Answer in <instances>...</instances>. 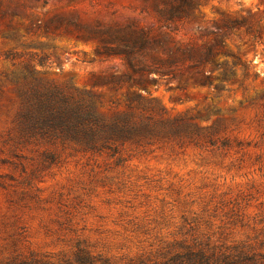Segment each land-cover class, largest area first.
<instances>
[{"label":"rangeland","instance_id":"374dc122","mask_svg":"<svg viewBox=\"0 0 264 264\" xmlns=\"http://www.w3.org/2000/svg\"><path fill=\"white\" fill-rule=\"evenodd\" d=\"M193 1L0 0V264L264 257V0ZM53 90L153 135L89 149L30 114Z\"/></svg>","mask_w":264,"mask_h":264},{"label":"trees","instance_id":"16d2710c","mask_svg":"<svg viewBox=\"0 0 264 264\" xmlns=\"http://www.w3.org/2000/svg\"><path fill=\"white\" fill-rule=\"evenodd\" d=\"M182 4L184 5L185 12L170 8L167 11L168 21L171 22L172 19H175V15L180 13L186 19L190 15V9L193 10L195 7L193 0H182ZM124 41L129 49L124 54L126 60L133 55V52L139 50L144 45V42L137 38L126 39ZM210 56L213 57V54ZM206 61L204 60L201 66H194L191 70L193 72L199 71L205 65ZM177 63L178 60L176 58L171 57L167 60L168 76L174 75L171 66ZM127 79L131 81V85L133 84L140 88L138 93H133V97L128 96L127 102L132 107L136 101L142 100L141 90L143 91V86L140 82L136 83L131 80L130 77ZM195 82L202 86L211 85L210 76L207 73L202 75L201 80H195ZM120 86L121 84L119 82H115L109 87L116 89ZM87 96H89L87 93H80L71 97L60 90H53L47 94H36L33 98L31 108H35L38 113L30 112V114L35 115L37 123L40 122V119H44L42 124H54L61 127L63 131L71 133L75 139H81L89 149L105 148L111 143L141 141L153 135V131L149 129L150 124L139 122L133 115H127L112 122H107L97 114L93 103L86 99ZM76 263L96 264V261L90 253L84 250L76 254ZM21 264L40 263L33 261ZM102 264L110 263L103 261ZM167 264H264V257L253 254L251 250H245L244 247H235L224 252L186 248L183 254L173 257L172 260L167 261Z\"/></svg>","mask_w":264,"mask_h":264}]
</instances>
